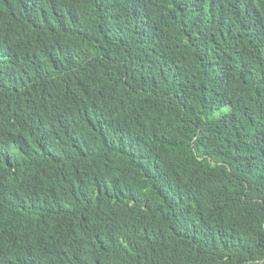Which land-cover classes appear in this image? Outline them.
I'll use <instances>...</instances> for the list:
<instances>
[{
  "label": "trees",
  "instance_id": "trees-1",
  "mask_svg": "<svg viewBox=\"0 0 264 264\" xmlns=\"http://www.w3.org/2000/svg\"><path fill=\"white\" fill-rule=\"evenodd\" d=\"M0 264H264V0H0Z\"/></svg>",
  "mask_w": 264,
  "mask_h": 264
}]
</instances>
